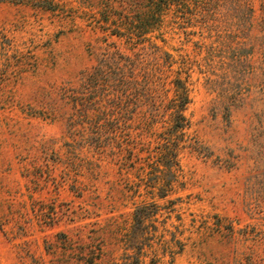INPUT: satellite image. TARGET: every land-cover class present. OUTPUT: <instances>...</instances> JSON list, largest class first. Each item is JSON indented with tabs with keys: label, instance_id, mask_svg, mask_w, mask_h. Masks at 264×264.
<instances>
[{
	"label": "rangeland",
	"instance_id": "1",
	"mask_svg": "<svg viewBox=\"0 0 264 264\" xmlns=\"http://www.w3.org/2000/svg\"><path fill=\"white\" fill-rule=\"evenodd\" d=\"M178 3L0 0V264H264V0Z\"/></svg>",
	"mask_w": 264,
	"mask_h": 264
},
{
	"label": "trees",
	"instance_id": "2",
	"mask_svg": "<svg viewBox=\"0 0 264 264\" xmlns=\"http://www.w3.org/2000/svg\"><path fill=\"white\" fill-rule=\"evenodd\" d=\"M163 1H165V0H152V3H155V4H156V2H160V3L163 4ZM170 1H172V0H166V2H170ZM174 1H179L178 4H181V6H182L183 9H188V6H189L188 2H189L190 0H174ZM166 5H167V4H166ZM168 5H169V4H168ZM168 5H167V6H168ZM138 28H139V27H137V28L135 29L136 32L138 31Z\"/></svg>",
	"mask_w": 264,
	"mask_h": 264
}]
</instances>
